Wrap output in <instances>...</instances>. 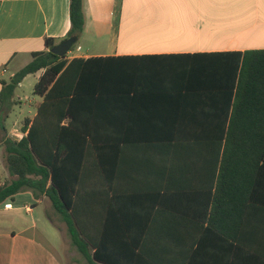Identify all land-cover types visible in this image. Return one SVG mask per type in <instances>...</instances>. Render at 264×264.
<instances>
[{
  "label": "crops",
  "instance_id": "crops-1",
  "mask_svg": "<svg viewBox=\"0 0 264 264\" xmlns=\"http://www.w3.org/2000/svg\"><path fill=\"white\" fill-rule=\"evenodd\" d=\"M190 1L197 3L191 8L193 25L180 32L173 45L153 49L132 45L122 50L119 32L123 21L119 23V18L127 0H85L86 26L75 53L67 57H132L126 61L131 77L125 101L114 104L111 147L104 154L115 192L113 219L148 222L142 232L147 242L140 245L148 254L158 256L168 250L160 239L174 237L178 244L175 251H185L189 240L193 254L201 250L210 263L217 257L223 263L227 242L209 222L223 223L234 211L232 187L242 190L238 213L243 220L254 218L261 227L253 234V242L256 250L264 253V183L260 179L253 183L230 181L219 189L214 151L215 141L221 137L208 128L219 122L213 113L216 106L214 102L206 106L184 102L183 94L191 91L190 87L177 83L196 76L204 67L209 58L197 54L264 49V0ZM179 20L189 22L187 17ZM71 29L70 0H0V80H6L13 65L18 66L9 79L33 60V53L46 51L47 39L58 45ZM190 33L198 38L188 40ZM204 35L209 36L207 41H203ZM86 37L93 41L85 50L82 42ZM138 38L136 41L147 42L146 37ZM35 75L39 80L41 74ZM203 125L207 127L200 128ZM2 128L6 126L2 124ZM21 133L14 140L25 135ZM224 147L225 141L222 152ZM252 186L256 188L254 200L247 206L245 195ZM48 201H38L45 207L46 219L36 216L38 205L17 208L11 202L12 209L0 208V264H68L73 253V260L89 264L56 225ZM243 235H247L245 230Z\"/></svg>",
  "mask_w": 264,
  "mask_h": 264
},
{
  "label": "trees",
  "instance_id": "trees-1",
  "mask_svg": "<svg viewBox=\"0 0 264 264\" xmlns=\"http://www.w3.org/2000/svg\"><path fill=\"white\" fill-rule=\"evenodd\" d=\"M84 1L70 0L72 29L66 39H79L85 29ZM56 43L47 39L46 51L33 53L28 65L9 80H0L2 120L12 111L22 82L43 71L35 85L34 93L42 98L36 116L25 120V135L20 140L5 142L12 179L0 186V208L26 191L37 201L48 199L54 214L66 225L71 245L89 264H264V253L260 254L253 242V234L261 227L254 218L243 220L238 213L242 191L238 187L231 189L234 211L227 220L209 222L227 242L223 263L218 257L210 263L201 250L193 254L189 240L185 251H175L178 244L174 237L160 239L168 250L158 256L140 248L147 242L142 232L149 223L113 219L115 192L104 156L111 147L114 104L125 101L131 77L126 61L132 57L70 60L51 52ZM196 56L209 59L196 76L184 77L177 84L190 87L191 91L183 94L184 102L203 106L214 102L216 106L213 113L219 122L208 128L221 137L215 141L214 151L219 189L230 181L253 183L260 179L264 183V49ZM255 189H247V206L254 200ZM134 231L138 235L131 233Z\"/></svg>",
  "mask_w": 264,
  "mask_h": 264
},
{
  "label": "rangeland",
  "instance_id": "rangeland-1",
  "mask_svg": "<svg viewBox=\"0 0 264 264\" xmlns=\"http://www.w3.org/2000/svg\"><path fill=\"white\" fill-rule=\"evenodd\" d=\"M196 4V2L190 0H127L123 15L119 18V23L123 21L119 32L121 49L124 50L126 47L132 45L149 47V49L166 46L167 44H169L168 46L173 45V43L176 42L175 37L182 31L187 32V29L189 30L193 25L191 21L193 13H191V10ZM170 11L175 12L176 15L175 13L170 14ZM165 12H167V14ZM183 17L188 18L189 22H187V24L179 20ZM228 35H232V33H228ZM138 36L140 38L146 37L147 42L136 41ZM197 38L198 37H194V35L190 33L187 39L194 40ZM202 39L203 41H207L209 36L207 37V35H204ZM92 41L90 37L84 38L82 45L85 50ZM74 53L75 48L69 52L68 56ZM16 66L18 65L12 66V72ZM12 72L8 73L4 79L9 80ZM39 74L42 75L43 71L39 72ZM37 82V75L29 76L27 80L24 81L23 86H20L16 90L14 97L15 105L12 111L7 113L5 118L0 120V186L12 179L7 167L5 139H19L22 135L21 132L25 120L34 118L41 100L39 99L41 97L34 93ZM2 124L6 126V129L2 128ZM14 204L18 208L24 205H38V201L33 197L31 192H23L16 196ZM48 205H50L49 201ZM38 207L36 216H39L40 219H46V216L49 217L43 205H38ZM50 210H52L51 205ZM50 210L49 213L51 212L54 214V211ZM22 213L23 215L27 214L24 209ZM54 217L56 225L68 235L66 225L60 222L56 215ZM74 254L75 253L72 254L68 264H86L85 262L78 263L76 260H73ZM76 257H78V255H76Z\"/></svg>",
  "mask_w": 264,
  "mask_h": 264
},
{
  "label": "water",
  "instance_id": "water-1",
  "mask_svg": "<svg viewBox=\"0 0 264 264\" xmlns=\"http://www.w3.org/2000/svg\"><path fill=\"white\" fill-rule=\"evenodd\" d=\"M78 38L71 37L64 41H62L60 44L56 45L54 48H52L51 52L57 56H60L62 58H66L68 53L73 49V47L77 44Z\"/></svg>",
  "mask_w": 264,
  "mask_h": 264
},
{
  "label": "built area",
  "instance_id": "built-area-1",
  "mask_svg": "<svg viewBox=\"0 0 264 264\" xmlns=\"http://www.w3.org/2000/svg\"><path fill=\"white\" fill-rule=\"evenodd\" d=\"M78 49L80 50L81 48L79 47ZM4 207L5 209H12L13 205L11 203H7Z\"/></svg>",
  "mask_w": 264,
  "mask_h": 264
}]
</instances>
